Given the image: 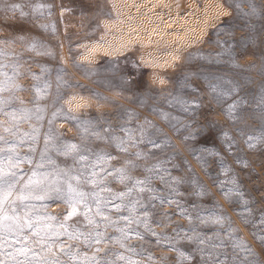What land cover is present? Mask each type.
Listing matches in <instances>:
<instances>
[{"label":"rangeland","instance_id":"obj_1","mask_svg":"<svg viewBox=\"0 0 264 264\" xmlns=\"http://www.w3.org/2000/svg\"><path fill=\"white\" fill-rule=\"evenodd\" d=\"M5 3L21 5L26 15L21 16L19 10L15 14L5 13ZM236 3L237 0H0V53H3L0 64L4 65L2 71L13 77L11 83L20 89L11 90L15 100L6 111L26 108L33 113L30 120L19 123L16 137L9 136L3 128L0 135L16 139L20 145L17 151L38 162L44 137L51 127V135L60 142L87 144L93 152L110 153L115 159L106 161L103 167L112 171L135 157L119 151L109 140L86 134L77 127L76 121L63 115L57 116L50 126L52 113L62 109L63 113L81 121H93L102 137L115 135L127 139L123 128L139 140L142 126L152 139L166 138L167 145L160 149L146 143L129 146L128 153H150L146 159L135 160L139 167L131 175L143 179L150 175L144 170L146 167L160 164L163 170L152 177L151 186L166 194L168 188L161 177L165 182L170 178L183 180L174 198L192 216L190 225L188 219L178 214L175 204L160 206L157 201L155 208H150L154 230L172 233L176 226L195 227L215 242L223 241V247L218 250L227 252L230 259L233 249L227 221L220 226L202 224L197 218V213L207 216L211 211H222L231 219V226L236 230L233 235L242 238L255 253L249 259L264 264V245L252 235L264 232V226L259 223L264 213V143H256L251 149L245 143L249 135L255 137L264 132V106L260 104V97L264 95V0H239V9ZM36 5L43 8L34 11ZM249 5L255 6L256 15H243L250 11ZM33 41L41 46L30 48ZM217 41L230 44L232 55ZM44 81L50 85L48 94L37 99L34 85H42ZM228 81L240 85L238 92L223 97L218 103L209 85L227 90L231 87ZM57 91L60 98L53 106ZM9 94L2 95L7 98ZM234 100H241L234 113L235 120L225 115ZM179 101H187L189 110ZM37 107L45 109L40 120L35 118ZM0 123L3 127L12 126L3 113H0ZM109 126L112 131L105 133L103 130ZM33 128L39 129L35 144L24 136ZM224 133L235 141L231 153L225 149ZM29 146L36 151L30 153ZM48 155L53 161L46 164L49 170L58 167L72 168L74 172L90 171L84 167L86 162L78 158L54 151ZM94 159L90 155V160ZM221 159L224 169L220 166ZM237 159L241 162L237 163ZM34 167L35 164L25 163L20 171L26 178ZM97 173L103 175L100 166ZM233 176L245 199L255 201L251 204L248 224L238 214L241 204L237 198L232 197L231 203L226 201L218 187L221 182L225 188L231 187L229 181ZM194 179L205 187L206 194H195L191 183ZM103 184L113 193L127 191L131 186L120 183L114 172L104 175ZM83 188L99 191L91 184ZM137 197L148 204L149 193H135L132 198ZM34 203L38 211L60 220L69 210L63 202L52 199ZM42 203L47 207H41ZM164 213L171 215V221L165 222L166 227L157 226V222L164 221ZM110 215L115 219L128 212L111 210ZM67 223L81 231L91 230L83 215L74 216ZM106 233L116 235L112 228ZM61 239L66 246L72 244L81 251H91L76 241ZM129 243L137 249L143 244L145 264H176V253L158 247L151 236H146L145 241L131 239ZM106 246L122 251L114 242ZM180 247L191 251L194 245L184 241ZM149 253L154 258L151 262L147 261ZM199 259L197 255L194 264H199Z\"/></svg>","mask_w":264,"mask_h":264},{"label":"snow or ice","instance_id":"obj_2","mask_svg":"<svg viewBox=\"0 0 264 264\" xmlns=\"http://www.w3.org/2000/svg\"><path fill=\"white\" fill-rule=\"evenodd\" d=\"M237 9L240 8L239 0L236 3ZM250 11L243 13L244 16L256 15L255 6L249 5ZM43 8V5H36L35 10ZM19 10L20 15L26 13L22 11V6L19 4L5 3L3 11L5 13L15 14ZM217 43L232 55V46L226 41H217ZM37 42L33 41L30 48L36 49L40 47ZM3 55V53H0ZM4 65L0 64V76L5 79H0V113L9 117L12 122L11 127H3L0 123V128L8 133L11 137H16L17 127L19 123L30 120L33 113L26 108H12L11 112L6 109L14 103V96L11 95L13 88L20 90L19 85L12 84L13 77L8 76L2 71ZM62 71V70H60ZM39 80V77H34ZM187 79V78H186ZM57 82L59 87L60 75L57 74ZM231 87L224 90L217 85H209L212 93L215 94L214 99L219 103L223 97L231 96L238 92L240 85L233 81L227 82ZM50 87L47 81L43 84L34 85L37 92V99L43 98L48 94L47 90ZM9 92V96L5 98L2 94ZM59 91L56 98L53 100V106L59 99ZM187 108V101H179ZM23 103V101H21ZM241 100H234L228 105L225 115L229 119H237L234 115ZM260 104L264 106V95L260 97ZM196 107H199L197 104ZM45 111L42 107H37L35 118L42 119L40 115ZM63 115L65 119L76 121L77 127L83 131L91 133L97 139L109 140L115 147L126 154L135 157V160L146 159L150 153L137 151L128 153V147H135L138 144L150 145L154 149H160L167 145L166 138L162 141L152 139L141 126L139 140L133 139L131 133L127 129H121L126 132L127 139L115 135L104 136L96 129L94 122L90 120L81 121L79 118L63 113L62 109H57L52 113V119L49 120V125L54 122L55 118ZM132 115L131 113L129 114ZM145 124L151 126V122L145 120ZM51 127L49 134L44 137V149L40 153L39 161H34L30 155H21L17 148L20 146L16 139H7L4 135H0V264H145V249L143 244L139 249L131 245V239L145 241L146 236H151L155 239V244L158 247L166 248L168 251L176 253V264H194L195 257H200L199 264H258L255 259L249 257L255 256L251 247L239 237L234 236L236 232L231 226V219L222 211H211L207 216H200L197 213V218L202 224H217L223 226L225 221L228 223L229 239L232 240L233 253L229 259L227 252L219 251L223 247V241L219 243L214 241L213 237H206L198 232L195 227L187 229L180 226L173 228L172 233L166 231L156 232L153 228L152 215L150 208H155L158 201L160 206L167 204L168 206L176 205L178 214L189 220L191 225L192 216L183 207V205L174 197L179 194L178 185L184 183L180 178H170V181L165 182L161 177L162 183H165L168 191L165 194L163 191L158 192L157 189L151 186L152 177L158 176L163 170L160 164L146 167L144 170L150 175L143 179L133 177L131 172L136 170L139 165L133 159L125 161L124 167L106 170L103 165L106 161L115 159L108 152H93L87 144H77L68 141L60 142L57 137L51 135ZM105 133L112 131L111 127L103 130ZM157 131H159L157 129ZM239 131V130H238ZM39 129L33 128L31 133H25L24 136L35 144L38 139ZM243 135V132H240ZM225 149L231 153L235 146V141L224 133ZM131 141L129 145L128 141ZM20 143H23L21 139ZM245 143L248 148H253L256 143H264V132L259 136L249 135ZM29 152H35L36 149L29 146ZM49 151H54L65 157L71 156L73 159L78 158L81 162H86L84 167L90 171L74 172L72 168L60 169L53 167L49 170L46 164H53L52 157L48 155ZM213 155L219 156L217 152ZM90 155L94 156V160H90ZM241 161L237 159V163ZM35 164L31 169V174H22L20 171L22 164ZM97 166H100V173H97ZM222 169L225 168L223 160L220 161ZM246 166V165H245ZM190 170V169H189ZM230 171V169H228ZM115 173L116 178L120 183L126 185L127 191L113 193L111 188L103 184L104 175H112ZM196 189L195 194L202 196L206 194L205 187L194 179L192 182ZM231 187L225 188L223 182L218 187L225 200L233 202L232 197H236L240 202L241 207L238 214L243 223L248 224L251 221L248 217L252 214L251 204L255 201L245 199L241 186L235 176L229 181ZM91 184L94 189L99 191H86L83 185ZM149 193V202L145 204L141 198L133 199L135 193ZM104 193H107L105 195ZM56 200L63 202L69 209L63 220L58 217L40 212L37 210L35 201ZM264 201V196H262ZM41 207L46 208V204H41ZM195 207V206H193ZM120 213L122 210H127L128 215H118L113 219L110 211ZM83 215L84 219L90 226V231H81L67 223L72 217ZM164 221L157 222V226L166 227L165 222L171 221V215L164 213ZM97 217H100L97 220ZM259 223L264 226V213L261 214ZM103 226V230H101ZM112 228L116 235L108 236L106 230ZM143 229L141 231L140 229ZM261 245H264V232H254L252 234ZM67 238L68 241H76L82 244L89 251H81V248L72 244L65 245L61 239ZM186 241L190 245H194L191 251H185L180 247L181 243ZM115 243L122 251H114L107 247L109 243ZM150 243V241H149ZM105 245V247H101ZM237 253L240 255L238 256ZM223 257V258H221ZM66 258V259H65ZM165 258H161L163 261ZM154 258L149 253L147 261L151 262Z\"/></svg>","mask_w":264,"mask_h":264},{"label":"bare ground","instance_id":"obj_3","mask_svg":"<svg viewBox=\"0 0 264 264\" xmlns=\"http://www.w3.org/2000/svg\"><path fill=\"white\" fill-rule=\"evenodd\" d=\"M121 49V48H120Z\"/></svg>","mask_w":264,"mask_h":264}]
</instances>
